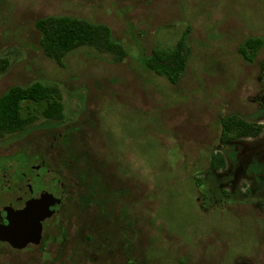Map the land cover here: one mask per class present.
Returning <instances> with one entry per match:
<instances>
[{"label":"rangeland","instance_id":"rangeland-1","mask_svg":"<svg viewBox=\"0 0 264 264\" xmlns=\"http://www.w3.org/2000/svg\"><path fill=\"white\" fill-rule=\"evenodd\" d=\"M48 15L108 24L127 56L115 62L82 46L56 63L35 26ZM188 28L189 60L178 82L145 66L154 48L175 46ZM249 36L264 38V0H0V58L8 62L0 95L42 81L59 89L65 109L60 122L30 104L38 118L0 136V204L18 197L21 182L31 189L46 178L42 191L52 177L76 184L72 193L63 190L68 205L40 249L0 243V264H264L262 213L239 197L230 206L208 205L194 180L207 175L212 152L225 145L220 118L248 115L264 101V47L253 63L237 51ZM234 143L245 164L255 142ZM234 152L228 169L214 172L226 189L244 192L252 182L242 170L232 181L225 174L239 168ZM68 162L80 174L91 164L89 178L101 184L91 205ZM203 186L219 190L211 180Z\"/></svg>","mask_w":264,"mask_h":264},{"label":"trees","instance_id":"trees-1","mask_svg":"<svg viewBox=\"0 0 264 264\" xmlns=\"http://www.w3.org/2000/svg\"><path fill=\"white\" fill-rule=\"evenodd\" d=\"M35 26L40 31L39 43L43 53L60 65L63 64L66 54L82 46L93 47L98 52L109 55L115 62L122 61L127 56L126 47L113 36L111 27L106 23L91 22L70 15H48L38 18L35 21ZM189 31L190 28L180 36L173 47L154 48L152 53L144 58L145 66L159 75H164L173 83L178 82L189 60L190 47L187 41ZM263 47L264 38L262 36H249L238 45L237 51L245 61L253 63ZM7 63L6 59L0 58V70H4ZM261 65L264 67V61ZM25 102L29 107L28 112L24 111ZM33 103L40 104L43 118L60 122L64 120V103L56 86L45 84L42 81H35L29 85L16 84L10 86L0 95V136L20 132L32 124L38 118L37 113L30 110V104ZM263 115L264 106L248 115L233 113L222 116L219 120L221 125L220 140L224 144H230L243 136L256 137L264 128V124L257 122L256 119ZM227 146L225 155L233 158L234 150L231 145ZM89 166L90 172L80 174L81 171L77 173L78 166L72 163L73 173L80 176L85 187L84 190L87 189L85 205L92 204L89 197L95 195L94 190L101 186L98 184L99 181L94 182V179L98 180L96 177L89 178L92 167L91 164ZM224 167L223 153L212 152L207 175L215 187H218V179L212 169ZM194 180L196 185L203 186L204 178L202 176L194 177ZM85 182H89V184ZM79 196L82 198V194ZM73 199H75V195H72ZM235 199H237L236 196L233 201ZM237 201L239 200L237 199ZM102 202L99 204L103 205Z\"/></svg>","mask_w":264,"mask_h":264},{"label":"flooded vegetation","instance_id":"flooded-vegetation-1","mask_svg":"<svg viewBox=\"0 0 264 264\" xmlns=\"http://www.w3.org/2000/svg\"><path fill=\"white\" fill-rule=\"evenodd\" d=\"M264 101L261 102V107L264 106ZM260 118V117H259ZM257 118V122L264 124L263 121H258ZM264 136V128L262 130V132L257 135L256 137H252V136H248V137H240L237 138L234 142L236 141H240L241 140H252L254 141L255 145H256V150H262L264 151V139H261V137ZM231 142L230 144H225L223 147H221L220 150L215 151V152H222L224 159H225V167L221 168L223 171L224 169H228L227 168V158L230 160V156L225 155V153H227V145H231V148L235 151H237V158L236 161L233 163V165H235V167L239 164V168H235L234 170H230L228 173H225L227 177V181L228 178L229 180H235L234 178H238V176L241 175V173H238L237 171L242 170L243 171V175L247 176L250 181L252 182V187H246L244 192L238 191H232L226 189V187L223 186L224 182L221 183V181L223 180V178H218V186H219V190L215 191L212 188H208L205 189L204 186H200V185H196L197 187H199L200 190V194H201V198L205 201L208 202V205H215L218 203H222L225 204L227 203L228 206H230V203L235 204V201H233L234 196L239 197V201H245L247 202V204H251L254 208L258 209V211L260 213H262L263 217H264V158L260 155V152H257L256 150L252 151L249 153V159L244 160L245 164H243V157L241 156L242 154V150L239 144L236 145V143ZM221 143V140H220ZM235 152H233L234 155ZM38 154H41L40 152H38ZM11 155V154H10ZM10 155H1V158H6ZM42 156L44 155H39L40 157V166L45 165L46 163L44 161H46L44 158H42ZM51 162V161H50ZM34 166H36L34 164ZM241 166V167H240ZM209 168V165H208ZM67 170L69 172V174H71V170H72V162H68V167ZM215 170H217L216 168H213L212 171L215 174ZM49 169L45 170V173H49L48 172ZM56 171V169H55ZM231 172V173H230ZM44 173V174H45ZM239 174V175H238ZM242 175V177H243ZM37 176L39 178H41V175L37 173ZM3 177V175H2ZM52 177V176H51ZM241 177V178H242ZM71 178L65 180V183L63 185H60V181H55L54 178L52 177V179L48 180V186L49 188L42 191V189L44 188V185L46 183V178H42V181L39 183V185H37L36 187H31V189H27L26 186V182L24 184H22L23 182L19 183L18 185H16V187L19 188V192L18 193V197L14 198L13 200L9 199V194L7 193V189L9 190V186H6V191L4 193L3 199H9L10 201L8 203H3L0 204V243H5L7 244L10 248L12 249H17V250H22L23 249H31L33 248V246L38 247V249H40V246L42 244H44L46 242V240L49 238V236L46 235V230L47 228L50 226V224L52 223V220L57 217L58 215H60V213H62V211L65 210L66 205H68V203L65 200V196L63 195L64 192L63 190L66 188L67 191H70L72 193V187H76V184H72L71 183ZM208 180H210L209 176L206 175L204 177V183H206ZM225 181V178H224ZM246 182V181H243ZM59 183V184H58ZM250 186V185H248ZM218 188V187H217ZM54 189V190H53ZM216 193H215V192ZM50 195H53L55 197H59V198H63V202L61 203V207L59 210H57L56 212L52 213L49 217H46L43 219L42 221V229H41V239L39 243H33V242H28L26 243L24 246H17L13 243V241L19 242L20 239V234L18 233L19 231L17 230H13L12 225H11V219L8 217L10 211H17L20 210L22 208H24L26 206V204L30 201H33L34 199H46L48 198ZM200 199V198H198ZM237 201V200H236ZM238 201V202H239ZM241 201V202H242ZM204 202V203H205ZM65 204V206H64ZM231 205V206H232ZM52 225V224H51ZM132 228V227H131ZM126 236V235H125ZM12 241H10V240ZM44 239V240H43ZM120 239H118V241L120 242ZM111 248V247H110ZM109 248V249H110ZM112 249V248H111ZM113 250V249H112ZM47 252V251H44ZM48 254V252H47ZM52 263H54L55 259L54 258H49ZM128 264H131L130 259H128Z\"/></svg>","mask_w":264,"mask_h":264},{"label":"water","instance_id":"water-1","mask_svg":"<svg viewBox=\"0 0 264 264\" xmlns=\"http://www.w3.org/2000/svg\"><path fill=\"white\" fill-rule=\"evenodd\" d=\"M63 200L50 195L46 199H34L20 210H11L8 217L11 219L13 230L19 231L21 239L13 243L17 246H24L28 242L39 243L43 219L59 210Z\"/></svg>","mask_w":264,"mask_h":264}]
</instances>
